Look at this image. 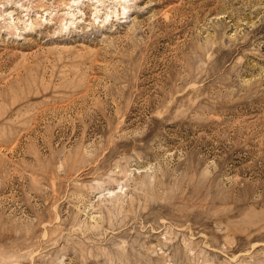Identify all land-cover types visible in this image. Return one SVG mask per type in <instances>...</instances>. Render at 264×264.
<instances>
[{
  "label": "rangeland",
  "instance_id": "1",
  "mask_svg": "<svg viewBox=\"0 0 264 264\" xmlns=\"http://www.w3.org/2000/svg\"><path fill=\"white\" fill-rule=\"evenodd\" d=\"M0 264H264V0H0Z\"/></svg>",
  "mask_w": 264,
  "mask_h": 264
},
{
  "label": "bare ground",
  "instance_id": "2",
  "mask_svg": "<svg viewBox=\"0 0 264 264\" xmlns=\"http://www.w3.org/2000/svg\"><path fill=\"white\" fill-rule=\"evenodd\" d=\"M73 16V15H72Z\"/></svg>",
  "mask_w": 264,
  "mask_h": 264
}]
</instances>
